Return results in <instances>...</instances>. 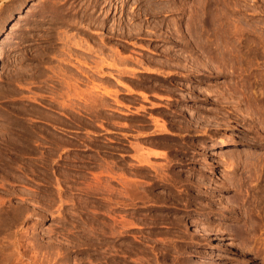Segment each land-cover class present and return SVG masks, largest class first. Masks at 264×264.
<instances>
[{
	"label": "rangeland",
	"instance_id": "1",
	"mask_svg": "<svg viewBox=\"0 0 264 264\" xmlns=\"http://www.w3.org/2000/svg\"><path fill=\"white\" fill-rule=\"evenodd\" d=\"M214 1L263 43L210 59L148 0H0V197L41 245L13 264H264V0ZM160 2L186 26L204 0Z\"/></svg>",
	"mask_w": 264,
	"mask_h": 264
},
{
	"label": "bare ground",
	"instance_id": "2",
	"mask_svg": "<svg viewBox=\"0 0 264 264\" xmlns=\"http://www.w3.org/2000/svg\"><path fill=\"white\" fill-rule=\"evenodd\" d=\"M114 1V0H113ZM161 1H163V0H161ZM169 1V0H168ZM198 1V0H197ZM106 2V1H105ZM110 2V1H109ZM171 2V1H170ZM175 2V1H174ZM195 2V1H194ZM218 2V1H217ZM217 2L216 1H214V0H204V2H202L201 4L200 3H198V4H200L198 7H197V9L196 10H194L193 11V14H192V17H191V20L190 19H188V20H190L189 21V23H188V25L186 24V26L184 25V24H182V22H181V24H179V23H177L176 25H170V24H166L168 21H170V13L169 12H172L173 10H177V9H182V11H181V13H184L183 12V9L185 8L184 7V5H182V4H179V3H164V2H160V0H148V4H146V5H148L149 7L146 9V11H144V13H142L143 15H145L146 17H147V20H149L150 18L154 21V22H156V24L157 25H159V28H161V29H163V32L162 33H165L167 36H169V37H172V38H176V39H178L179 40V42H182V44H184L185 46H184V48H185V50L184 51H186V52H188L190 55L191 54H200V52H202V51H204L208 56H210V59H211V57L213 56H220V55H222V56H227V55H229L230 54V51L228 50V49H226L224 46H223V44H225V43H227L231 38H234V40L235 39H237V44H238V41L240 40V37L241 38H243V41H244V38L245 37H242V36H244V35H247V37H254V39L256 38V37H259V39H258V41L259 40H261L260 39V35L259 34H257V35H259V36H256L254 33L255 32H253L252 30H249V29H247L246 27H239L234 21H236V22H238L239 23V21L241 20V19H244V16L242 17V15H241V17L239 16V14H242L243 12L242 11H240V10H233V12H232V15H233V17L231 16V15H229V13L228 14H226V12H228V11H225V12H223V10L221 11L219 8H222L221 6L220 7H218L217 6ZM111 3V2H110ZM109 3V4H110ZM144 3H145V0H144ZM187 3V2H186ZM192 3V2H191ZM115 4V3H114ZM190 4V3H189ZM197 4V5H198ZM216 4V5H215ZM187 5V4H186ZM144 6V5H143ZM142 6V7H143ZM184 7V8H183ZM193 7H196V5L194 6V4H193ZM144 8V7H143ZM188 8H191L190 6L188 7ZM226 8V7H225ZM192 9V8H191ZM191 9H190V12H191ZM194 9V8H193ZM239 9H241V8H239ZM137 10V9H136ZM142 10V9H141ZM180 10H179V12H180ZM189 10V9H188ZM226 10V9H225ZM185 11V10H184ZM135 12V11H134ZM143 12V11H142ZM178 12V11H177ZM176 12V13H177ZM166 13H169V14H166ZM175 13V12H174ZM189 13V12H188ZM141 14V15H142ZM172 14V13H171ZM190 14V13H189ZM231 14V13H230ZM246 15V14H245ZM134 16V15H133ZM184 16V15H183ZM172 17V16H171ZM175 17V16H174ZM181 18H182V16H180ZM248 17V16H247ZM246 17V18H247ZM137 18V17H136ZM190 18V17H189ZM173 19V18H172ZM177 19H179V15H178V18ZM187 19V18H186ZM239 20V21H238ZM244 21H245V19H244ZM243 21V22H244ZM247 21V20H246ZM173 22H174V20H173ZM186 22V21H185ZM188 22V21H187ZM258 22V21H257ZM260 22V21H259ZM242 23V22H241ZM245 23V22H244ZM247 23H248V21H247ZM253 23V22H252ZM256 23V22H255ZM138 24V23H137ZM240 24V23H239ZM257 24V23H256ZM139 25V24H138ZM143 25V24H142ZM246 25V24H245ZM251 25V24H250ZM249 26V25H248ZM262 26V25H261ZM130 27H132V26H130ZM138 27V26H137ZM136 27V28H137ZM145 27V26H144ZM148 27V26H147ZM146 27V28H147ZM149 27H150V25H149ZM154 27V26H153ZM264 27V26H263ZM133 28V27H132ZM156 28V27H155ZM262 28V27H261ZM260 28V29H261ZM141 29V28H140ZM154 29V28H153ZM255 29V28H254ZM259 28H257L256 30H258ZM264 29V28H263ZM138 30V29H137ZM133 31V30H132ZM145 31H146V29H145ZM147 31H149L150 32V30H148L147 29ZM260 31H262V30H260ZM128 32H130V31H128ZM152 32H153V30H152ZM258 32V31H257ZM256 32V33H257ZM134 33V32H133ZM138 33V31L136 32V34ZM140 33V32H139ZM142 33V32H141ZM153 33H155V32H153ZM159 33V32H158ZM263 33V32H262ZM261 33V34H262ZM145 34V33H144ZM150 34V33H149ZM126 35H128L127 33H126ZM138 35V34H137ZM136 35V36H137ZM153 36H154V34H152ZM130 36H132V34L130 35ZM135 36V35H134ZM160 36H161V33H160ZM160 36H158V37H160ZM236 36H238V37H236ZM263 36V35H262ZM168 37V38H169ZM246 37V38H247ZM128 38H130V37H128ZM154 38H156V36L154 37ZM161 39V38H160ZM239 39V40H238ZM251 39V41L253 40L252 38H250ZM232 40V39H231ZM233 40V41H234ZM249 40V39H248ZM171 41V40H170ZM242 41V42H243ZM246 41V40H245ZM8 42H10V38L9 37H6V38H4L3 40H2V43L3 44H7ZM174 42H177V40H175ZM231 42V41H230ZM241 42V43H242ZM253 42V41H252ZM255 42H257V40H255L254 41V43ZM260 43H263V42H261V41H259ZM178 43V42H177ZM233 43V42H232ZM241 43H239V45L241 44ZM248 44H250L249 42H247ZM258 43V42H257ZM259 43V44H260ZM180 44V43H179ZM228 44H231V43H228ZM236 44V45H237ZM253 44V43H252ZM247 46V45H246ZM249 46V45H248ZM253 46V45H252ZM252 46L250 47V48H252ZM256 46V45H255ZM228 47H230V46H228ZM242 47H243V45H242ZM254 47V46H253ZM183 48V49H184ZM202 48V49H201ZM238 48H239V46H238ZM241 48V47H240ZM239 48V49H240ZM243 48H245V45H244V47ZM242 48V49H243ZM247 48H249V47H247ZM247 48H246V50H247ZM249 48V49H250ZM234 49V48H233ZM237 51V50H236ZM245 51V50H244ZM248 51V50H247ZM203 52V53H204ZM234 52V51H233ZM252 52H254V51H252ZM251 52V53H252ZM248 53V52H247ZM255 54H256V52H255ZM247 55V54H246ZM198 56H200V55H198ZM197 56V57H198ZM207 56V57H208ZM218 56V57H219ZM249 56H251V55H249ZM261 56V55H260ZM201 57H202V55H201ZM200 57V58H201ZM204 57H205V55H204ZM217 57V58H218ZM246 57V56H245ZM254 57V56H253ZM252 57V58H253ZM203 58V57H202ZM209 58V57H208ZM216 58V59H217ZM227 58H229V57H227ZM226 58V59H227ZM260 58V57H259ZM224 59V58H223ZM232 58H230V60H231ZM237 59V58H236ZM235 59V60H236ZM255 59V58H254ZM262 59V58H261ZM260 59V60H261ZM212 60H214V59H212ZM218 60V59H217ZM233 60L234 59H232V62H233ZM241 60V59H240ZM245 60H247V59H245ZM239 61V60H238ZM250 61V60H249ZM248 61V62H249ZM203 62V61H202ZM205 62H207V60H205ZM216 62H218V61H216ZM223 62V61H222ZM231 61H230V63H232ZM236 62V61H235ZM208 63V62H207ZM219 63V62H218ZM243 62H242V60H241V64H242ZM251 63H252V61H251ZM221 64H224V63H221ZM254 64V63H253ZM261 64V63H260ZM219 65V64H218ZM233 65V64H232ZM252 65V64H251ZM108 66H111V63L110 62H108ZM223 66V65H222ZM242 66V65H241ZM253 66V65H252ZM244 69H245V67H243ZM252 69H254L255 68V65H254V67H251ZM256 69H257V67H256ZM260 70V69H259ZM261 71V70H260ZM238 72H240V71H238ZM263 72V71H262ZM263 74H264V72H263ZM256 79V78H255ZM260 82V81H259ZM257 86V85H256ZM260 86V85H259ZM95 87H97L96 86V84L95 83H92L91 84V88L92 89H94ZM258 87V86H257ZM91 89V90H92ZM263 88H261V89H259V90H262ZM252 92V91H251ZM260 93H261V91H260ZM263 93V92H262ZM264 94V93H263ZM262 94V97H260L259 99H257V101H254L256 104H261V103H263L262 105H264V95ZM249 95V94H248ZM252 96H253V94H252ZM255 96V95H254ZM256 97V96H255ZM255 97H253V98H255ZM252 98V97H251ZM250 98V99H251ZM257 98V97H256ZM249 99V98H248ZM256 100V99H255ZM250 101H252V100H250ZM251 103V102H250ZM259 104V105H260ZM261 105V106H262ZM250 106H253V105H250ZM258 106V105H257ZM254 107V106H253ZM259 107V106H258ZM255 108V107H254ZM257 108V107H256ZM251 109H253L252 107H251ZM258 109V108H257ZM262 109H264V106L262 107ZM260 110V109H259ZM250 111H252V110H250ZM263 111V110H262ZM256 112H257V110H256ZM264 112V111H263ZM251 114H252V112H251ZM258 114H259V112H258ZM261 116V115H260ZM262 117H263V115H262ZM264 121V120H263ZM263 136V135H262ZM26 139V138H25ZM24 140V139H23ZM18 142V141H17ZM17 142H15L14 141V143H17ZM20 142V141H19ZM20 143H22V142H20ZM24 143V142H23ZM28 143V142H27ZM230 143H232L231 141H229V140H223L222 142H220L219 144L221 145V146H225V145H229ZM18 144V143H17ZM25 144V143H24ZM16 147V146H15ZM18 147V146H17ZM23 150V149H22ZM44 155V154H43ZM47 155H48V153H47ZM232 155V154H231ZM45 156H46V153H45ZM44 156V157H45ZM262 156V155H261ZM47 157V156H46ZM258 157H259V155H258ZM262 158V157H261ZM45 159V158H44ZM48 159H46V161H47ZM264 160V159H263ZM42 161V160H41ZM261 161V160H260ZM44 161H42V163H43ZM263 163V162H262ZM47 164V163H46ZM48 165H50V164H48ZM44 168H46V167H44ZM48 169V168H47ZM45 171V170H44ZM48 171V170H47ZM46 171V172H47ZM45 172V173H46ZM44 173V174H45ZM48 173V172H47ZM235 177V176H234ZM100 178V177H99ZM236 178V177H235ZM240 179V178H239ZM101 180V179H100ZM232 180V179H231ZM236 180H238V179H236ZM235 180V181H236ZM235 181H233V182H235ZM244 181V180H243ZM239 182V181H238ZM244 183V182H243ZM242 183V184H243ZM246 183H247V181H246ZM233 184H235V183H233ZM245 185V184H244ZM233 186V185H232ZM263 187V186H262ZM238 188V187H237ZM254 188H257V187H254ZM260 188V187H259ZM257 191H258V189H257ZM254 192V191H253ZM255 193H257V192H255ZM251 194H252V192H251ZM258 197V196H257ZM261 198V199H260ZM260 198H258L259 200H262L261 202L264 204V188H263V190L261 191V193H260ZM12 199V198H11ZM252 199H254V198H252ZM256 199V198H255ZM252 201V200H251ZM28 201H27V199H23V201H22V203L20 204V206L19 207H17V206H13V205H9V206H7V204L5 203V199L1 196L0 197V264H13L12 262L14 261V259L15 258H17V259H23L22 257H21V255H24V254H26L27 253V251H28V253H29V248L30 247H32V248H34L35 249V251L37 252L38 250H36L37 248V246H39L40 244L38 243V238H36V234H33V236H32V239H34V240H31L30 242L28 241V243H26L25 242V240H24V237L26 236L25 235V232H24V237H21L20 236V233L22 232V230H21V232H20V229H21V227H20V229H18L17 227L22 223V222H24V219L27 217V215L28 216H31L32 214H35V212L33 211V212H31V207H30V204H26ZM261 202H260V204H261ZM257 203H259L258 201H257ZM252 204V203H251ZM256 203L254 202V205H255ZM254 205H252V206H254ZM262 205V204H261ZM251 206V205H250ZM257 206V205H256ZM259 206V205H258ZM263 206V205H262ZM255 207V206H254ZM15 208H19L20 210H16ZM251 209V208H250ZM264 209V208H263ZM258 210V209H257ZM261 211V210H260ZM248 212V211H247ZM263 212V211H262ZM250 213V212H249ZM257 213H259V212H257ZM262 215V214H261ZM260 215V216H261ZM251 216V215H250ZM259 216V217H260ZM264 216V215H263ZM254 217H256V216H254ZM203 218V217H202ZM250 218V217H249ZM248 218V219H249ZM263 218V217H262ZM27 219V218H26ZM31 219V218H30ZM254 219V218H253ZM252 219V217H251V220H248V221H245V223L243 224V225H241V230H242V233H243V235H245L246 236V239L248 238V236L251 234V232H252V228H253V226H254V224H255V219L253 220ZM264 219V218H263ZM21 226V225H20ZM256 226V225H255ZM29 228V227H28ZM31 228V227H30ZM255 228V227H254ZM24 229H26L27 230V228H24ZM32 229V228H31ZM257 231V230H256ZM22 232V233H23ZM28 232V230L26 231V233ZM30 232V231H29ZM33 232V231H32ZM21 233V235H23ZM31 233V232H30ZM253 233V232H252ZM256 233V232H255ZM27 234H29V233H27ZM240 235V234H239ZM252 235V234H251ZM29 236H31V235H29ZM244 236V237H245ZM244 237H242V238H244ZM250 237V236H249ZM254 237L255 238H257L255 235H254ZM251 238V237H250ZM253 238V237H252ZM26 239V238H25ZM28 240H29V237L27 238ZM246 239H245V241H246ZM244 240V239H243ZM252 240V239H251ZM256 240V239H255ZM254 239H253V243H255L256 241H255ZM247 241H250V239L248 240L247 239ZM259 241V240H258ZM257 241V242H258ZM260 242H262V241H260ZM259 242V243H260ZM247 243V242H246ZM251 243V242H250ZM259 243H258V245L256 244H252V246H253V248L255 247V246H257V247H260V245H259ZM248 245V244H247ZM251 245V244H250ZM41 246V245H40ZM261 246H263V245H261ZM256 247V248H257ZM264 247V246H263ZM40 248V247H39ZM253 248H251V249H253ZM31 250V249H30ZM257 250V249H256ZM32 251V250H31ZM30 251V252H31ZM34 251V250H33ZM255 251V250H254ZM258 252H257V254H256V252H255V254L258 256L259 254L262 256L261 257V259L263 260V262H264V248H258V250H257ZM35 252V255H37V253ZM253 252V251H252ZM32 253H34V252H31L30 254H29V257L27 256V258H29L28 259V263H26V264H40L42 261H40L39 259H37V257H35L34 255H32ZM254 253V252H253ZM259 253V254H258ZM30 255H32V256H30ZM259 255V256H260ZM43 256V255H42ZM25 257V256H24ZM26 258V257H25ZM26 258V259H27ZM35 258L37 259V260H35ZM16 259V260H17ZM41 259H42V257H41ZM45 259V258H44ZM46 259H47V257H46ZM38 260L40 261V262H38ZM202 261V260H201ZM19 262V261H18ZM27 262V261H26ZM38 262V263H37ZM20 263H21V261H20ZM23 264H25L24 263V261H23ZM199 264H203L202 262H200Z\"/></svg>",
	"mask_w": 264,
	"mask_h": 264
}]
</instances>
